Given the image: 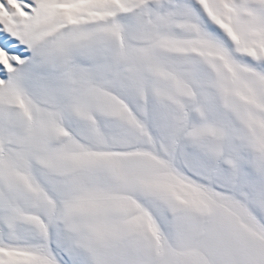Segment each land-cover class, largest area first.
I'll use <instances>...</instances> for the list:
<instances>
[{"label": "snow or ice", "instance_id": "1", "mask_svg": "<svg viewBox=\"0 0 264 264\" xmlns=\"http://www.w3.org/2000/svg\"><path fill=\"white\" fill-rule=\"evenodd\" d=\"M0 264H264V0H0Z\"/></svg>", "mask_w": 264, "mask_h": 264}]
</instances>
